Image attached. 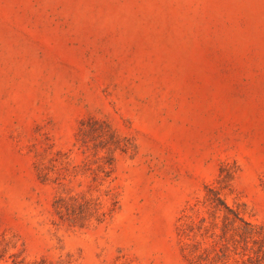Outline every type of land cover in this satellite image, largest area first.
Listing matches in <instances>:
<instances>
[{
  "label": "rangeland",
  "instance_id": "1",
  "mask_svg": "<svg viewBox=\"0 0 264 264\" xmlns=\"http://www.w3.org/2000/svg\"><path fill=\"white\" fill-rule=\"evenodd\" d=\"M207 187L264 228V0H0V264H243Z\"/></svg>",
  "mask_w": 264,
  "mask_h": 264
},
{
  "label": "trees",
  "instance_id": "2",
  "mask_svg": "<svg viewBox=\"0 0 264 264\" xmlns=\"http://www.w3.org/2000/svg\"><path fill=\"white\" fill-rule=\"evenodd\" d=\"M107 127V126H106ZM85 128H80L84 131ZM92 130H95L98 136H102V146L107 153L118 148L117 139L109 128L105 130L103 123L92 121ZM112 157L106 155L103 157V162L98 166L104 172V177L108 176L106 172V164H110ZM116 201H113L115 203ZM203 204L209 206L213 212H220L222 234L220 237L226 240L235 242L241 246L242 255H246V260L243 264H262L264 263V228L245 220L239 210L229 206L223 197L220 195L219 189L213 187L206 188V195ZM55 213L60 220L67 221L72 225L83 226L90 220L94 219L97 222L104 220L113 208L108 210V213L100 208V202L97 199L77 197V196H57L53 202ZM229 232L228 239L225 237ZM248 252L254 255H249ZM31 264H39L32 262Z\"/></svg>",
  "mask_w": 264,
  "mask_h": 264
}]
</instances>
